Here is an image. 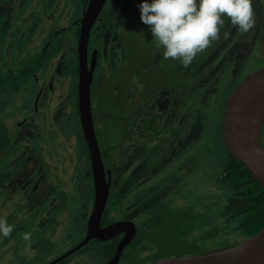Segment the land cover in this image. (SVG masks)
<instances>
[{"label": "flooded vegetation", "instance_id": "obj_1", "mask_svg": "<svg viewBox=\"0 0 264 264\" xmlns=\"http://www.w3.org/2000/svg\"><path fill=\"white\" fill-rule=\"evenodd\" d=\"M142 2L144 0H105L88 32L87 70L91 58L94 59L89 85L90 116L107 188L98 221L101 236L89 238L78 248L86 236L95 201L77 99V41L81 14L88 0H80L74 18L55 22L63 13L62 0H42L33 10L26 6L22 11L23 7H19L22 11L16 19L19 28L12 33H0V217H6L7 222L15 226L12 237L0 236V254L5 256V263H1L0 258V264H85L84 260L76 263L69 260L90 245L95 248L92 251L96 256L94 264H107L114 257L115 264H146L186 256L192 244L201 248L195 253L219 248L223 211L214 223L206 217L196 229L189 230L182 224L181 235L173 239L174 247L183 250L182 255L157 256L153 242V237L156 242V228L184 213L163 214L153 211L147 205L148 199L143 202L141 144L153 141L169 103H179L189 86L218 71L217 63H212L215 55L226 57L234 64V70L240 68L253 51L258 58L264 57V41L260 38L264 18L256 14L255 27L248 33L239 32L226 19L220 40L209 50L197 55L186 68L180 61L171 64L170 60L169 70L168 66L165 69L166 81L161 79V89L141 94L143 72H156L159 63V55L143 57L138 49L140 35L136 32L141 24L131 22ZM9 4V0H0V10L15 6ZM131 28L134 29L131 42H135L136 47L132 57L131 42L127 40V30ZM230 30L234 32L228 33ZM230 41L233 48L241 46L237 52L233 50L232 55L226 47ZM9 52L16 59L7 60ZM132 60L136 61V66L129 67ZM261 68L264 66L251 70L246 76ZM170 71L173 73L169 79ZM101 76H107L105 81L110 82L112 89L109 95L114 102L109 110L102 105L101 95L94 94ZM113 85H122L118 93ZM161 102L162 108L159 107ZM259 141L264 148V116ZM53 142L56 143L54 148ZM80 148L83 170L81 166L79 171L76 160ZM48 177H51L50 182ZM221 177L220 170L216 179L220 184ZM131 180L136 181L132 184ZM259 189L263 191L258 183L253 186L256 196H261ZM22 196L24 199L19 201ZM5 206L11 207L4 209ZM23 232L32 233L34 255L25 251L26 242L20 235ZM56 237L65 247L58 255L50 257L43 243H50Z\"/></svg>", "mask_w": 264, "mask_h": 264}, {"label": "rangeland", "instance_id": "obj_2", "mask_svg": "<svg viewBox=\"0 0 264 264\" xmlns=\"http://www.w3.org/2000/svg\"><path fill=\"white\" fill-rule=\"evenodd\" d=\"M9 1V5L15 6L0 10L1 34L9 31L12 33L19 28L16 19L24 7L29 6L33 10L34 7L42 4V0H33L32 4L31 0ZM79 2L80 0H62L63 13L53 22L74 18L79 11ZM19 7H23L21 12ZM252 7L254 13L256 12L255 15L264 18V0H252ZM232 39L236 41L234 36ZM226 47L231 50V55L233 50L237 52V49L241 48L240 44L233 48L232 41ZM253 48L256 49V46L253 45ZM10 58L16 59V56L9 52L6 59L10 60ZM212 63H217L218 71H215L214 75H210L208 79L201 78L194 85L189 86L179 103H169L165 113L161 115L153 141L150 140L146 145L141 144L140 169L141 173L143 172L141 174L144 177L143 184L145 183V190H141L143 202L145 203L148 199L147 205H150L153 211H161L163 214L170 212L178 216L184 213V216L168 220L169 223L156 228V242L154 237L153 242L156 244L158 257L183 254V250L180 247H174L173 244V239L181 235L182 224H186L189 230L196 229L202 219L208 217L210 222L214 223L219 213L221 214L229 195V189L216 181L221 165L226 159V153L219 142L223 101L248 72L264 66V57L258 58L253 51L236 70H234V64L232 65L231 61H227L222 55H215ZM106 79L107 76L99 78L94 94L101 95L102 105L109 110L114 101L109 95L112 91L110 82L105 81ZM121 87L122 85H113L116 93ZM159 107H163L162 102ZM200 112L202 115L199 114ZM55 144L53 142V148ZM80 154H82L81 148L76 160L79 171L81 166L83 170V159ZM50 180L51 177H48V182ZM134 181L131 180L130 183L133 184ZM23 199L24 196L20 197L19 201ZM10 207L5 206L4 209ZM238 223V220L226 221L222 218L219 248L233 247L246 239L244 232L234 230ZM43 245L49 249L50 257L58 255L65 247L61 246L57 237ZM200 249V247L188 248L187 253L185 254L184 251V254H192ZM92 251H95V248L90 245L86 251L76 253L69 262L76 263L84 260L85 264H94L96 256ZM0 258L1 263H5V256L0 254Z\"/></svg>", "mask_w": 264, "mask_h": 264}, {"label": "water", "instance_id": "obj_3", "mask_svg": "<svg viewBox=\"0 0 264 264\" xmlns=\"http://www.w3.org/2000/svg\"><path fill=\"white\" fill-rule=\"evenodd\" d=\"M105 0H88L81 14L78 53V113L81 130L88 148L93 175L95 201L88 219L84 244L89 238L101 236L98 221L107 184L103 180L102 167L93 133L89 85L94 59L89 69L85 66V46L88 32ZM264 116V68L244 77L228 94L222 109L219 139L225 152L237 160L264 191V148L259 141L260 127ZM115 228L117 226H114ZM112 227L111 229H113ZM121 245L118 247L120 251ZM75 248V249H76ZM74 249V250H75ZM114 257L107 264H115ZM146 264H264V225L241 243L227 248L186 256H175Z\"/></svg>", "mask_w": 264, "mask_h": 264}, {"label": "clouds", "instance_id": "obj_4", "mask_svg": "<svg viewBox=\"0 0 264 264\" xmlns=\"http://www.w3.org/2000/svg\"><path fill=\"white\" fill-rule=\"evenodd\" d=\"M139 11L156 47L163 49V58L178 60L185 68L220 40L225 18L241 33L255 27L252 0H144ZM14 228L6 217H0V236L10 238ZM20 235L26 242L25 251L34 255L32 233Z\"/></svg>", "mask_w": 264, "mask_h": 264}, {"label": "trees", "instance_id": "obj_5", "mask_svg": "<svg viewBox=\"0 0 264 264\" xmlns=\"http://www.w3.org/2000/svg\"><path fill=\"white\" fill-rule=\"evenodd\" d=\"M146 2L151 3L152 0H146ZM226 19L227 18H225V20ZM136 21H139L141 24L136 33L140 35V46L138 49L141 50L142 56L147 57L148 54L159 55V63L157 66L158 70L154 73L149 71L147 73L143 72L141 94L150 90L159 91L161 89L162 80L166 81L164 80V77L166 76L165 69L167 66L169 70L168 63L171 60V64H173L174 61L177 62L178 60H165L163 58V49L156 47V42L152 40L153 37L150 31V26L141 22L139 10H137L136 15H134V20H132L131 23L134 25ZM260 33V38H264V20L261 23ZM133 38L134 29H128L127 40L131 42V39L133 40ZM256 43H259V41L257 40ZM130 48L132 50V57L133 51L136 49L135 42H131ZM137 65L142 66L139 63ZM128 66H136V61L133 62L132 60ZM147 66H150V64ZM171 73H173V71L167 73L168 78ZM221 174V182L227 187V189H229L230 192V195L224 203L222 209V218H225L226 221L238 220L239 223L234 230L244 232L247 238L255 234L264 224V192L259 189L261 196H256L253 186H256L257 183L250 177L249 172L244 168V166L227 153L226 159L221 165ZM192 245L189 248H193Z\"/></svg>", "mask_w": 264, "mask_h": 264}]
</instances>
